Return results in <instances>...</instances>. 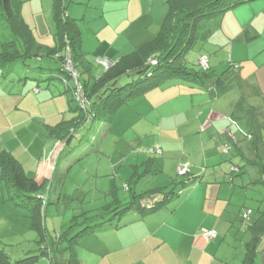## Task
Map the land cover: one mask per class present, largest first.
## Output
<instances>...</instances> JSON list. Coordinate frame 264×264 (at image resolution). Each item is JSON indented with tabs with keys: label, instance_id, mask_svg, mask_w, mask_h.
<instances>
[{
	"label": "crops",
	"instance_id": "crops-1",
	"mask_svg": "<svg viewBox=\"0 0 264 264\" xmlns=\"http://www.w3.org/2000/svg\"><path fill=\"white\" fill-rule=\"evenodd\" d=\"M155 1L96 0L82 14L81 9L70 7L68 14L79 24L81 48L89 63L87 68H75L79 79L101 77L107 67L100 60L116 62L156 36L163 15L154 11ZM23 2L33 50L56 47L54 1ZM29 8L40 16L42 26L28 19ZM203 32L206 35L194 45L199 47L197 61L188 55L186 60L198 69L206 57L211 69L227 70L230 88L213 99L209 87L194 81L163 82L121 107L107 132L106 124L102 125V136L106 134L101 141L94 137L97 153L79 159L96 165L98 170H93L97 173L106 169L104 175L120 176L124 173L117 170L114 156L124 148L123 171L131 175L124 183L127 191L129 183L136 192L168 185L169 179L178 177L177 168L183 163L189 171L179 178L194 181L154 212L142 215L131 210L81 237L75 264H242L246 245L252 240L253 264H264V228L254 236L247 226L260 218L261 212L264 218V0L229 9ZM4 59L0 50V63ZM34 59L43 62L45 57L27 62ZM22 64L0 66V154L9 153L28 177L46 184L43 192L48 201L40 207V215L48 227V207L55 204L53 215L59 214L63 185L72 169H58L66 146L52 131L75 112L62 81L24 79V73H19ZM98 120L90 122L93 128L100 125ZM135 167L139 176L132 179ZM63 171L66 175L61 180ZM163 174L166 178L160 176ZM1 176L0 172V248L10 260H16L26 252L39 251L41 245L33 235L22 239L27 248L17 237L3 242L18 229L32 231V218L29 210L10 198ZM111 180L104 190L97 189L108 193ZM143 180H149L152 187L144 183L138 191ZM65 224L61 232L67 228ZM204 229L216 231V238H206ZM34 245L38 249H33ZM57 251L55 260L45 255L36 262L67 264L69 251L61 250L60 259Z\"/></svg>",
	"mask_w": 264,
	"mask_h": 264
},
{
	"label": "trees",
	"instance_id": "trees-1",
	"mask_svg": "<svg viewBox=\"0 0 264 264\" xmlns=\"http://www.w3.org/2000/svg\"><path fill=\"white\" fill-rule=\"evenodd\" d=\"M53 1L54 35L57 37V46L44 49L39 47L38 50H33L30 43L34 42V39L22 13L23 0H0V26L2 28L0 30V50L1 56L6 58L4 62L0 63V66L11 67L16 62H22L24 63L22 64L24 79L30 78L45 82L60 80L64 83L67 87L66 93L69 95V105L71 110L75 112V116L60 123L52 131V135L63 142V147L66 146L67 149L73 142L75 132L88 122L98 119L106 120L105 132H107L111 127L112 119L121 107L133 98L160 86L163 82L177 79L194 81L202 87H209L213 99L224 94L230 88L225 79L228 71L217 72L209 66L203 67L201 64L200 68L195 69L188 64L186 55L206 35L203 32L205 22L229 9L255 0H165L167 12L159 32L152 40L113 62L99 78L87 81L80 75L81 79L79 80L88 100V104L84 106L76 101L72 80L63 65L54 71L50 70V72L44 73L42 65L31 68L27 62L32 58L41 59V57H45L60 61L63 64L68 51L74 68L78 65L88 67L86 53L81 48L79 24L75 18L68 14V5L72 0ZM30 69L35 72L31 73ZM125 76H132V79L123 83L120 82L121 78ZM248 137L251 138V136ZM96 149L93 147L92 150ZM83 156H85L84 153L78 155L76 160ZM183 164L188 167L187 163ZM68 165L64 169L66 172L71 167V164L69 167ZM242 167L245 165L243 164ZM0 172L2 181L8 186L10 198L19 206L29 210L32 218L31 228L38 231L36 242L41 245L39 251L26 252L23 257L16 260H10L8 254L0 248V261L7 264H34L38 258L45 255L55 260L54 252L56 253L59 249V247L56 248L57 244L61 245L60 251L63 249L69 251L67 264H75L78 262L76 246L81 237L105 225H110L117 217L131 210H136L142 215L154 212L167 205L173 197L179 194L182 188L194 181L193 178H179L185 177L188 173L180 176L177 168L178 177L169 179V184L163 187L136 192L133 185L126 183L131 195L128 201L123 202L118 197V188L115 179L112 178L108 194L114 195V202L103 207L102 211L98 210L97 213L82 212L75 214L67 228L59 234L57 239H54V236L49 233L45 219H41L40 215V207L48 201V196L43 192L46 184L28 177L21 165L9 153L0 154ZM66 172L63 171L60 176L61 180L65 177ZM137 176L139 174H137L135 167L132 179ZM113 204L114 206H112ZM262 215L263 212H261L260 218L247 225L254 236L261 234L264 228ZM205 231L214 230L204 229L206 236ZM214 232L217 236V232ZM216 236L208 239H214ZM254 242L252 240L246 245L242 264H253Z\"/></svg>",
	"mask_w": 264,
	"mask_h": 264
},
{
	"label": "rangeland",
	"instance_id": "rangeland-1",
	"mask_svg": "<svg viewBox=\"0 0 264 264\" xmlns=\"http://www.w3.org/2000/svg\"><path fill=\"white\" fill-rule=\"evenodd\" d=\"M91 1L95 2L96 0H72L68 5V11H69L70 7H72L71 9L74 8V9H77L78 11L81 9L80 14H82V12L88 7V5ZM29 3H31V1ZM23 4H24V2H23ZM93 4L94 3H92V5ZM154 6L155 7H153V8H154V11L156 12V14L158 11H160L161 12L160 14L163 15L161 22H160V27H161V24L165 18L166 12H167V6L165 4V0H160V1L156 0ZM89 9L91 10L92 8H89ZM26 13H27L26 15H27L28 19L31 20L33 22V24L35 22L36 23L38 22V23H40V26H42L41 25L42 20H41L40 16L35 15V13L33 14L31 8L26 10ZM222 15L223 14L212 18L208 22H205L203 25V29L206 28L207 25L211 24L214 20L215 21L219 20V18H221ZM42 18L44 21V18H45L44 14H42ZM44 24H45V22H44ZM198 52H199V47H195L187 55L189 58L193 57L194 62H196L197 58H198V55H197ZM52 61L53 62H50L49 58H45L43 60V62H37L34 59V61L30 60V62H28V63L30 64L31 68L38 66V65H42L44 68L43 72L48 73V72H50V70L54 71L62 65L60 61H57V60H52ZM95 61H96V58L94 59V63H95ZM95 64H97V62ZM29 71L31 73L35 72L33 69H30ZM23 72H24V69L22 70V68H21L19 70V73H23ZM129 79L131 80L132 76H125V77L121 78L120 82L123 83ZM104 123L106 124L107 122L106 121H99L97 124H100L101 126L95 125V127L93 128V126H92L93 123L88 122L85 126L81 127L79 130H77L75 132V137L73 139L72 144L67 147L66 155H64L62 158V161H61L59 167L64 170L68 164H69L68 167L71 164L72 169L69 170V172H68L69 174H67V177L65 179L66 180L65 184L63 185L64 187L62 189V200H61V203L59 205L60 208H59V211L58 210L56 211L59 214L53 215V209L54 208L56 209L55 204H50L48 207L49 214L47 215L46 220H48L49 231L51 232V235L54 236V239H57L59 234L61 233V226H63L62 225L63 222H66L65 225L68 226L70 220L73 218V216L75 214H79L82 212H89V214L90 213L91 214L97 213L98 210L102 211L103 207L114 202V195L108 194L107 192L105 193L103 191H99V190H104L103 187L105 188V186H107V182H109L112 178L115 179V183H116V186L118 188V191H117L118 197L123 202H126L130 199V194H131L130 191H127L124 188L125 181L128 182V180H130V176H131L129 173H127V175H125L126 171L125 170L123 171V169H125L126 163L121 158V156H122L121 153H122V151H124V148H121L120 150H118V153L114 156L116 162H118L117 170H121V172L124 173V174H121L120 176L104 175V174H106V169L99 171V173H97V171L95 172L94 170L97 169V166L96 165L91 166L90 163L88 162V159H85V160L83 159V160H79L76 162V158H78V155H80L82 153H84L86 155V153L96 152L95 150H92L93 144H95V142H96L94 137L97 136L98 142L101 141V139H99V138H101L102 132L105 129V127H104L103 131L101 130V127H102V125H104ZM99 127H100V130L98 131L97 128H99ZM131 150L132 149H129L130 152H131ZM96 155H98V154H96ZM87 157H90V155ZM72 161H73V163H72ZM97 174H99V175H97ZM160 176L166 178L164 174L160 175ZM144 183L146 186L149 185L148 188L152 187L150 185L149 180H143L142 183H140V186L138 187V189H139L138 191H141L140 190V188H142L141 185H144ZM80 186H82V187H80ZM112 206H114V204ZM30 235L37 237L38 231L36 229H33L32 231H30L29 229H26V230L25 229H22V230L18 229L16 231V235L14 234L13 236H10L8 239H4L3 242H8L9 240L15 241L17 239H15V240L12 239L15 237H17L18 240H22L25 236L28 237ZM25 243H26V241L22 240L20 245L21 246L23 245L24 247L27 248V245ZM35 248L38 249L36 245H34L33 249H35ZM61 253H63V252L62 251L57 252L56 257L60 259ZM64 253H66L65 256L68 260V253L67 252H64ZM38 263H39V261H37L35 264H38ZM54 264H56V262H54Z\"/></svg>",
	"mask_w": 264,
	"mask_h": 264
},
{
	"label": "built area",
	"instance_id": "built-area-1",
	"mask_svg": "<svg viewBox=\"0 0 264 264\" xmlns=\"http://www.w3.org/2000/svg\"><path fill=\"white\" fill-rule=\"evenodd\" d=\"M100 62L103 63L107 68H109L113 64L111 61L103 60V59L100 60ZM200 64L203 67H207L208 66L207 58L203 57L200 60ZM63 67L69 73L70 78L72 80L73 91H74V96L76 98V101H78L83 106L88 104V100H87L86 95L84 93L83 86L79 80V75L74 68L73 61L70 57V52H68V51L66 52V56L63 60ZM188 171H189V169H188L187 165H185V164L180 165L178 167V174L180 176L186 175L188 173ZM205 234H206L207 238H213L216 236V233L214 231H205Z\"/></svg>",
	"mask_w": 264,
	"mask_h": 264
}]
</instances>
